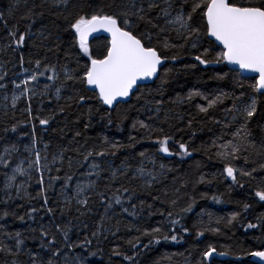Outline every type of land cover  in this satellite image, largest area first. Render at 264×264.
<instances>
[{
    "label": "snow or ice",
    "instance_id": "1",
    "mask_svg": "<svg viewBox=\"0 0 264 264\" xmlns=\"http://www.w3.org/2000/svg\"><path fill=\"white\" fill-rule=\"evenodd\" d=\"M16 3H19V0H16ZM44 5L56 9L59 16L66 21L64 31L70 37L69 47L77 53L79 59L85 60L82 67L79 66V60L77 68L69 69L67 65L46 63L42 59H29L27 63L34 66L31 69L24 67L23 49L26 46V38L34 35L32 25L36 23V17L45 15ZM11 15L12 9L9 10V16ZM21 19L29 21L25 30L21 32L16 25L8 29L6 37L8 43L4 47L14 53L19 52L18 63L22 72L9 77L7 71L0 69V90L7 92L9 83L13 88L12 109L17 107L21 97L30 102L36 96L48 95L53 88L55 100L60 101L68 82H71L75 96L69 95L68 100L83 105L89 99L84 93L92 92L101 107L107 106L108 123L111 124L112 111L119 109L121 104H131L133 97L139 102L144 95L142 89L148 87L146 82L160 80V87L157 89L160 98L155 99L154 109L159 114L164 104L163 86L167 83L165 78L172 71L167 65L182 60L185 54L193 61L185 64L186 68H195L197 64L207 68L210 64L223 63L233 66L229 71L236 72L240 77L238 83L241 87L245 80L251 79L253 83L250 87L253 94L247 100H244V93L240 96L223 91L206 94L193 89L186 97L177 96L173 102L191 103L195 97H200L205 104H198L197 108L199 112L208 114L210 110L223 105L225 100H233L231 107L223 108L225 113L223 120L213 119L215 124L221 126V131L210 143L203 144L201 149L205 153H212L223 164L222 174L233 185L243 188L245 181L257 180L258 186L254 191V197L258 198V202H264V175H258L264 174V138H261L258 146L252 139V132L248 127L257 113L260 98L264 97V0H103L101 4H97L96 0H41V3L32 0V6ZM0 22L7 27V20L2 15ZM40 35L44 39L48 38L44 36L43 31ZM93 42H97L95 49ZM217 49L219 51L215 58L208 59L210 53ZM225 75L227 74H218L216 79H224ZM41 77L52 83H44L41 88ZM4 100H8L7 95L4 96ZM152 102L148 100L146 104L150 105ZM64 110L65 106H60L58 112L62 113ZM144 110L149 113L153 111L152 108ZM22 111L26 114V119L17 121L11 127L5 126L2 129L4 135H0V169L5 170L0 172L4 177L3 189H0L4 191V198L0 199V205L3 206L0 207V221L7 217L23 221L24 216H17L16 211L11 209V203L17 198L27 196L29 200L42 199L41 208L50 217V223L48 226L43 224L39 226L41 252L27 250L26 238L20 231H8L5 224H0V253L12 257L4 264H22L18 259L22 253L29 256L30 264H85L84 259L75 254L76 249L85 250V246H90L93 239L98 241L106 232L113 237L119 232L118 227L114 229L105 227V221L110 219V213L115 206H120L122 212L131 216L137 215L135 211L137 205L132 203L136 189L124 184H119L118 187L115 185L121 179L129 182L140 180L141 186L150 190L154 183L158 182V176L153 171L146 170L143 163L134 170L126 163H122L119 168H113L111 163H107L106 168L102 166L100 158L109 154L115 155L125 147L119 142L110 141L107 137L103 138L98 148L82 151V145L60 146L50 154L49 143H43V148L38 147L42 141L37 136L34 121L40 126H48L55 120L57 110L51 111L48 116L41 115L40 109L34 114L31 103H28ZM148 119L154 120V117L149 115ZM25 126H30V131L24 133L29 137V142L23 144L22 153L20 142L23 137L12 140L8 134L17 133L18 129ZM132 128L136 131L143 129L149 140L157 130L163 132L162 128L157 129L144 120H135ZM80 135V132L75 133L76 137ZM129 140L133 143L128 147L140 143L135 136H129ZM170 141L175 142V138L167 134L157 138L154 141L159 146L157 151L167 157L178 155L184 158L191 156L193 151L201 150L195 148L190 150L189 143L180 141L178 151H172L169 147ZM69 152L75 155H68ZM139 155L146 158L147 152L142 151ZM253 156L256 159H253ZM241 160L243 164H238L237 162ZM150 162L153 165L156 163L154 159ZM249 164L252 166L248 167ZM159 168L162 173L165 165L160 164ZM80 169L85 170L81 172ZM104 171L108 172L106 188L110 195L108 192L97 190L98 181ZM93 176L96 177L95 180L80 179ZM18 177L22 179L18 181ZM33 182L38 187L36 196H31L28 192ZM199 182H204L203 177ZM57 184L59 196L63 198L61 217L65 215V209L71 212L75 206V211L79 214L76 219H79V216L92 211L89 205L93 195L99 200L104 212L96 229L91 232V238L84 236L82 241H72L69 237L72 221L56 222L55 209L48 206V193L55 192ZM13 188L15 195L10 191ZM175 192L178 194L180 188L175 189ZM163 195L167 197L169 193L165 190ZM154 199L160 200V196H155ZM213 199L217 200L216 197ZM125 203L129 204L133 211L130 212L129 207H124ZM194 203V200L188 203L181 209V213L191 212ZM171 204L175 207L177 200L172 199ZM249 207L250 205L245 204L244 210L247 211ZM38 211L36 207H31L25 214L31 219ZM181 213L167 212L166 224L170 234L164 233L162 227L164 222H161L150 230L145 228L141 231L137 228L140 236L127 240V244L133 250H137L140 248L142 237H149L148 244L143 245L145 249L153 243L160 244L162 240L179 242L183 237L178 238L175 234L177 226L183 233L189 232V228L181 223V219L175 218ZM160 215L163 216L164 213L161 212ZM239 215L240 213H233L227 223L231 225ZM257 219L259 223L248 222L247 229H264V216ZM84 227L87 228V225ZM206 230L220 231L219 228ZM30 231L36 232L37 229L31 228ZM57 234L62 237V241H58ZM196 235L203 236L204 231L198 230ZM104 238L107 239V236ZM216 252L214 246L208 245L198 264L211 261ZM42 253L46 254L47 258ZM139 254V251H135L133 255H128L122 252L119 246L113 249V255L122 256L130 264H136V256ZM219 255L224 256L227 253L221 252ZM249 255L264 261V250L252 251Z\"/></svg>",
    "mask_w": 264,
    "mask_h": 264
},
{
    "label": "trees",
    "instance_id": "2",
    "mask_svg": "<svg viewBox=\"0 0 264 264\" xmlns=\"http://www.w3.org/2000/svg\"><path fill=\"white\" fill-rule=\"evenodd\" d=\"M96 2L101 4L103 0H96ZM36 3H41V0H36ZM31 6L32 0H27V3H25V0H19V3H16V0H0V15L7 20V27L3 22H0V66L2 70L8 72L9 77H12L14 73L22 72V69H20L18 63L19 52L14 53L11 49L4 47L8 43L6 39L8 29L16 25L23 32L29 21L22 20L21 17ZM10 9H12L11 16H9ZM36 10L40 11L41 9ZM43 11L45 15L36 17V23L32 25L34 35L26 38V46L23 49L25 55L24 67L31 69L34 66L27 63L29 59H42L46 63L67 65L69 69L77 68L79 60V66L82 67L85 60L79 59L77 53L69 47L70 37L64 31L66 21L59 16L56 9H50L48 5H44ZM41 31H43L44 36L48 37L47 39L40 35ZM58 37L59 39H57ZM96 44L97 42H93L94 49ZM218 51V49L212 51L208 59H214ZM192 62L190 57L185 54L182 60L174 63L170 62L167 65L172 71L165 78L167 83L163 86L164 104L159 114L154 109L155 99L160 98L157 95L160 80H156L147 88L142 89L144 95L139 102L133 97L131 104H121L119 109L112 111L111 124L108 123L107 108L100 106L99 101L96 100L92 92L84 93L89 99L83 105L76 103L74 100H68L69 95L75 96V90L71 82H68V87L60 101L55 100V88H53L48 95L44 97L36 96L30 102L23 97L17 102L15 109H12L11 104L8 102L6 108L0 109V135H4L2 129L5 126L11 127L17 121L26 119V114L22 110L28 103H31L34 114L40 109L42 110L41 115L48 116L51 111L57 110L55 120L48 126H40L38 122L34 121L37 136L42 141L38 147L43 148V143H49L51 145L50 154L60 146L78 147L82 145V151L98 148L103 138L107 137L110 141L119 142L125 147L121 148L115 155L109 154L104 158H100L102 166L106 168L107 163H111L113 168H119L122 163H126L134 170L143 163L146 170L153 171L158 176V182H155L150 190L143 188L140 180L129 182L126 179H121L115 185V187H118L119 184H124L129 188L136 189V195L133 197L132 203L137 205L135 209L137 215L131 216L122 212L120 206H115L110 213V219L105 221V227H112L113 229L118 227L119 232L115 237L106 232L100 236L98 241L93 239L90 246H85V250L76 249L75 254L80 255L85 264H130L122 256L113 255V249L117 246L128 255H133L135 251H139L140 254L136 256V264H198L208 245L214 246L218 254L225 252L227 253L226 256L232 258L229 260L214 259L211 264H256L247 260V257L250 256L249 253L264 250V246H262L264 245V229H247L248 222L259 223L257 218L264 216V202H258V198L254 197L258 181H245L243 188L233 185L222 174L223 164L212 153H205L201 149L203 144L210 143L221 131V126L215 124L213 119L223 120L225 116L223 108L231 107L233 100H225L223 105L210 110L208 114L199 112L197 108L198 104H205V101L201 100L200 97H195L191 103L187 101L183 103L173 102L177 96L186 97L189 91L193 89H198L206 94L223 91L240 96L241 93H244V100H247L253 94L250 87L253 81L251 79L245 80L243 87H241L238 83L240 77L236 72L229 71L228 65L223 63L210 64L205 68L203 65L197 64L195 68L185 67V64ZM225 73L227 75L224 79H216L218 74L223 75ZM5 82H8L7 78ZM40 83L43 85L52 82L43 77V79H40ZM10 90H12V85L9 83L8 91ZM139 94L137 93V95ZM148 100H152V104H146ZM237 103L240 102L237 101ZM60 106H65L62 113L58 112ZM89 108H91V112H89ZM145 108H152L153 111L149 113L144 110ZM5 112H7V115H5ZM149 115L153 116L154 120H149ZM135 120H144L157 129L162 128L163 132L157 130L152 134V139L149 140L143 129L136 131L132 128V123ZM248 127L252 132V139L259 146L261 138H264V97L260 98L257 113ZM29 131L30 126H25L18 129L17 133L8 135L12 140L23 137L20 142L21 149L23 144L29 142V137L24 135ZM76 132H80L81 135L76 137ZM165 134L175 138V142L170 141L169 143L172 151H178V142L180 141L189 143L190 150L192 148L201 150L193 151L191 156L184 158L178 155L167 157L157 151L159 146L154 143L157 138H162ZM129 136H135L140 143H135L134 147H128L130 143H133L129 140ZM142 151L147 152L146 158L140 157L139 153ZM68 155L75 154L69 152ZM252 158L256 159L255 156ZM152 159L156 161L155 165L150 162ZM237 163L243 164V160ZM160 164L165 165L162 173L159 168ZM251 166V164L248 165V167ZM84 170L80 169L81 172ZM2 171L5 170L0 169V172ZM129 175H131V172ZM107 176V171L102 172L98 181V191L108 192L106 188ZM2 177L3 175H0V185L3 182ZM201 177H203V183L199 182ZM84 178L80 177L81 180ZM87 179L95 180L96 177H87ZM177 188H180L178 194L175 192ZM165 190L169 193L167 197L163 195ZM37 191L38 187L33 182L28 192L31 196H36ZM108 194L111 193L108 192ZM21 195L23 196V193ZM48 195V206L55 209L56 222L66 223L68 220L72 221L71 231L69 232L70 239L79 242L83 240L84 236L91 238V232L96 229L100 216L104 212L96 196L93 195L90 201L89 207L92 211L76 219L79 214L76 213L75 206L71 212L65 209V215L61 217L60 209L63 207V198L59 196L58 184L56 191L49 192ZM155 196H160V200H155ZM126 197L127 194H125ZM213 197H216L219 202L214 200ZM2 198L4 196L0 191V199ZM172 199L177 200L175 207L171 204ZM192 200L195 203L191 212L181 213V209L191 203ZM141 201H143V205H141ZM42 203V199L29 200L27 196L17 198L11 203V209L16 211L17 216H24V220L7 217L5 220L0 221V224H5L6 230L20 231L23 237L26 238L27 250L34 252H41L39 226L41 224L48 226L50 223V217L41 208ZM245 204L250 205L247 211L244 210ZM0 207L3 206L0 205ZM31 207H36L39 211L30 219L25 213ZM124 207H129L130 212L133 211L127 203L124 204ZM168 211H172L174 214L181 213L175 218L181 219V223L189 228V232L185 234L177 226L175 234L178 235V238L183 237V239H180L179 242L171 240L165 242L162 240L160 244L153 243L145 249L143 245L148 244L149 237H142L140 248L137 250H133L127 244V240L140 236V232L136 231L137 228L141 231L145 228L150 230L152 227L161 224V222H164L162 224L164 233L170 234L166 224ZM161 212L164 213L163 216L160 215ZM233 213H240V215L236 221L229 225L227 221ZM85 225H87V228L84 227ZM31 228H36L37 231L32 232L30 231ZM210 228H219L220 231L206 230ZM198 230L204 231V235L197 237ZM105 235L107 239L104 238ZM57 238L58 241H62L59 234H57ZM42 255L47 258L46 254L42 253ZM11 259L12 257L0 253V264H4L5 261ZM18 259L22 264H30L27 254L22 253Z\"/></svg>",
    "mask_w": 264,
    "mask_h": 264
},
{
    "label": "rangeland",
    "instance_id": "3",
    "mask_svg": "<svg viewBox=\"0 0 264 264\" xmlns=\"http://www.w3.org/2000/svg\"><path fill=\"white\" fill-rule=\"evenodd\" d=\"M0 69H1V66H0ZM41 79H43V77H41ZM40 87H43V85L40 83ZM1 91V90H0ZM12 94H13V88H12V90H10V91H7V92H3L2 91V93H0V109L1 108H6V104H7V102L8 103H10L11 104V96H12ZM17 94H18V92H17ZM5 95H7L8 96V100L7 101H5L4 100V96ZM23 97H21V99H22ZM20 99V100H21ZM21 150V152L23 153V148H21L20 149ZM24 155H27L26 153H24ZM25 166H26V164H25ZM8 171L10 172V169H8ZM2 179H3V182H4V177H2ZM20 179H22V178H19L18 177V181L20 180ZM85 179H87V178H84V179H82V180H85ZM3 182L1 183V189H3ZM11 192H12V194H15V188H13V189H11L10 190ZM2 192V194H3V196H4V191H1ZM69 194L71 195V192H69Z\"/></svg>",
    "mask_w": 264,
    "mask_h": 264
},
{
    "label": "water",
    "instance_id": "4",
    "mask_svg": "<svg viewBox=\"0 0 264 264\" xmlns=\"http://www.w3.org/2000/svg\"><path fill=\"white\" fill-rule=\"evenodd\" d=\"M228 67H229V68H232L233 66L228 65ZM146 83H147L148 85H150V84H152L153 82H152V81H147ZM106 107H107V106H106ZM214 259H217V260H229V259H232V258H230V257H228V256H226V255L221 256V255H219V254L216 252V254L213 255L211 261L206 262V264H211L212 260H214ZM247 260H249V261H251V262H253V263H256V264H264V261H260L259 258H254V257H251V256H248V257H247Z\"/></svg>",
    "mask_w": 264,
    "mask_h": 264
}]
</instances>
